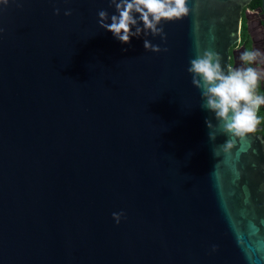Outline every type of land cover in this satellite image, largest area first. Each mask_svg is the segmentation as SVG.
<instances>
[{"label":"water","instance_id":"water-1","mask_svg":"<svg viewBox=\"0 0 264 264\" xmlns=\"http://www.w3.org/2000/svg\"><path fill=\"white\" fill-rule=\"evenodd\" d=\"M250 1L186 0L128 44L108 0L0 5V264H264L261 126L225 133L187 71L230 69Z\"/></svg>","mask_w":264,"mask_h":264},{"label":"clouds","instance_id":"clouds-1","mask_svg":"<svg viewBox=\"0 0 264 264\" xmlns=\"http://www.w3.org/2000/svg\"><path fill=\"white\" fill-rule=\"evenodd\" d=\"M8 3L9 0H0V5ZM108 3L115 13L109 16L106 10H100L97 23L122 44L130 43L132 37L142 38L149 34L159 35L163 40L166 34L162 24L180 20L189 13L186 0H108ZM59 11L54 9L56 14ZM64 15H71V10H65ZM143 47L153 52L161 51L148 39H143ZM259 55V50L242 52L241 64L226 72L215 52L205 51L189 62L187 71L192 74V83L201 89V107L214 113L225 133L243 137L253 132L259 123L257 111L264 105V95L257 94V87L264 79V69L252 66ZM206 124L211 126L209 121ZM122 216V212L112 213L117 224Z\"/></svg>","mask_w":264,"mask_h":264},{"label":"flooded vegetation","instance_id":"flooded-vegetation-1","mask_svg":"<svg viewBox=\"0 0 264 264\" xmlns=\"http://www.w3.org/2000/svg\"><path fill=\"white\" fill-rule=\"evenodd\" d=\"M259 50L260 55L252 66L257 69H264V10L261 7L260 0H251L241 12L239 39L229 48L230 68L238 67L241 64L240 55L244 51ZM257 94L264 95V79L257 87ZM258 119L263 118L264 105L257 111ZM262 117V118H261ZM257 132L263 131L264 123ZM260 133V132H258Z\"/></svg>","mask_w":264,"mask_h":264},{"label":"trees","instance_id":"trees-1","mask_svg":"<svg viewBox=\"0 0 264 264\" xmlns=\"http://www.w3.org/2000/svg\"><path fill=\"white\" fill-rule=\"evenodd\" d=\"M261 118H262V117H261ZM259 120H260V122L264 123V122H263V118H262V119H259ZM258 132H260V133L262 134L263 139H264V129H263V131H260V130H259Z\"/></svg>","mask_w":264,"mask_h":264}]
</instances>
